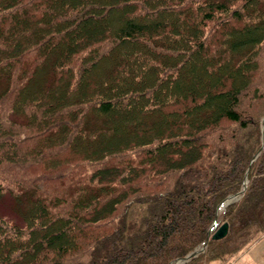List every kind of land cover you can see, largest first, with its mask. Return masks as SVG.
<instances>
[{
    "label": "trees",
    "instance_id": "obj_1",
    "mask_svg": "<svg viewBox=\"0 0 264 264\" xmlns=\"http://www.w3.org/2000/svg\"><path fill=\"white\" fill-rule=\"evenodd\" d=\"M263 45L264 0H0V264L228 263L264 233Z\"/></svg>",
    "mask_w": 264,
    "mask_h": 264
},
{
    "label": "rangeland",
    "instance_id": "obj_2",
    "mask_svg": "<svg viewBox=\"0 0 264 264\" xmlns=\"http://www.w3.org/2000/svg\"><path fill=\"white\" fill-rule=\"evenodd\" d=\"M113 21L114 20L112 18L111 23H110L111 27H114V25L117 23L115 21V24H114ZM262 48H263L262 51H264V45L262 46ZM1 210L4 213L7 212L6 215H8L10 217L18 218L16 215H13L7 209L1 208ZM61 229H62V227H61ZM61 229H57L55 227V228H53V231L56 233L57 230H61ZM63 229H66V227H63ZM178 260H176L174 262L176 263V262H178ZM185 263H183V264H185ZM204 264H220V263L217 260H211V261L205 262ZM226 264H264V233L257 235V237L254 240H252L243 250H241L238 254H236Z\"/></svg>",
    "mask_w": 264,
    "mask_h": 264
},
{
    "label": "water",
    "instance_id": "obj_3",
    "mask_svg": "<svg viewBox=\"0 0 264 264\" xmlns=\"http://www.w3.org/2000/svg\"><path fill=\"white\" fill-rule=\"evenodd\" d=\"M232 197H233L232 195L229 196V197L224 201V204H226V202H227L228 200H230V198H232ZM221 230L224 231V232H226V231H225L226 229H224V228H220V229H218L217 233L221 232ZM197 252H198V251H194V252L191 253L190 255L181 258L177 264H183V263H185V262L188 261L192 256L196 255ZM170 264H172V262H171Z\"/></svg>",
    "mask_w": 264,
    "mask_h": 264
}]
</instances>
